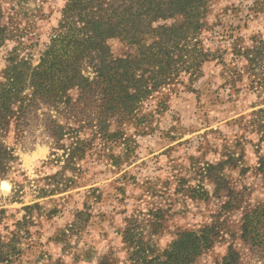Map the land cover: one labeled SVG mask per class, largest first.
Here are the masks:
<instances>
[{"label":"rangeland","instance_id":"374dc122","mask_svg":"<svg viewBox=\"0 0 264 264\" xmlns=\"http://www.w3.org/2000/svg\"><path fill=\"white\" fill-rule=\"evenodd\" d=\"M66 1L0 0V79L10 53L39 63ZM203 22L198 78L183 70L137 118L80 128L59 148L41 130L3 138L16 157L0 168V264L157 263L185 231L209 238L191 264H222L230 249L237 264H264V58L248 59L264 40V0H208Z\"/></svg>","mask_w":264,"mask_h":264},{"label":"trees","instance_id":"16d2710c","mask_svg":"<svg viewBox=\"0 0 264 264\" xmlns=\"http://www.w3.org/2000/svg\"><path fill=\"white\" fill-rule=\"evenodd\" d=\"M4 1L24 8L35 0ZM207 3L67 0L38 64L13 53L8 56L0 79V168L16 157L14 148L3 140L11 131L19 143H25L41 130L53 139V148H59L80 128L99 133L108 131L113 120L137 118L149 98L182 80L183 70L191 73L189 79L198 78L199 70L193 67H201L203 51L196 35L204 27ZM177 18L172 24L160 23ZM5 30L0 20V44L8 35ZM115 38L129 43L133 53L114 54L110 42ZM192 53H198L196 63ZM248 55L252 68L263 63L264 40ZM260 163L264 173V158ZM208 241L206 231L182 232L165 261L146 264H191ZM236 257L230 249L222 264H237Z\"/></svg>","mask_w":264,"mask_h":264},{"label":"bare ground","instance_id":"6f19581e","mask_svg":"<svg viewBox=\"0 0 264 264\" xmlns=\"http://www.w3.org/2000/svg\"><path fill=\"white\" fill-rule=\"evenodd\" d=\"M2 184H3L4 188L9 189L11 187V185L8 181L3 182Z\"/></svg>","mask_w":264,"mask_h":264}]
</instances>
